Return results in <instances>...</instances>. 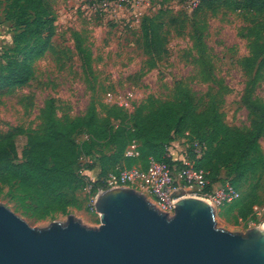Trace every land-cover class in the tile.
Returning a JSON list of instances; mask_svg holds the SVG:
<instances>
[{"label": "rangeland", "instance_id": "rangeland-1", "mask_svg": "<svg viewBox=\"0 0 264 264\" xmlns=\"http://www.w3.org/2000/svg\"><path fill=\"white\" fill-rule=\"evenodd\" d=\"M48 1L56 17L51 39L53 50L33 62L34 76L26 85L0 89V135L18 131L15 136L18 153L25 145L26 135L41 129V112L49 98L54 99L56 116L65 120L83 116L91 103L99 117L111 105L131 113L138 106L174 101L179 89L185 88L199 109L213 98L224 121L240 129L248 128L250 121L243 103L245 91L250 90L252 98L264 102V72L257 73L256 69L247 72L241 64L249 53L248 39L264 35V15L236 8L238 0H211L194 10L183 0H150L138 18L125 8L105 15L92 13L85 8L87 0ZM5 4L6 0H0V69L7 55L19 57L18 50L12 51L16 27L5 19ZM150 22L158 26L161 46L156 51L148 50L145 45L142 28ZM77 44L89 51L90 71L81 62ZM194 139L188 132L176 137L173 154L168 158L174 161L186 154L192 161L190 146ZM259 142L264 154V134ZM98 149L108 151L106 147ZM97 157L99 152L94 151L86 157V162L95 163ZM135 165L142 167L140 162ZM84 169L89 183L75 191L76 205L65 213L34 220L20 210L15 211V204L2 194L0 202L32 227L65 221L68 214L96 227L100 221L93 206L96 191L91 190V182L100 172L99 164ZM233 177L226 168L217 174L221 181ZM236 186L239 197L254 189L253 208L257 206L258 210L242 220L235 211H229L233 201L224 204L215 210L217 226L232 232L261 226L264 176L258 182L248 177Z\"/></svg>", "mask_w": 264, "mask_h": 264}, {"label": "trees", "instance_id": "trees-1", "mask_svg": "<svg viewBox=\"0 0 264 264\" xmlns=\"http://www.w3.org/2000/svg\"><path fill=\"white\" fill-rule=\"evenodd\" d=\"M235 4L236 8L264 15V0H238ZM4 12L5 19L16 27L12 51L18 50L19 57L7 55L0 69V89L21 87L33 78V62L54 48L51 39L56 20L48 0H6ZM142 29L146 48L156 51L161 46L158 26L150 22ZM248 47L249 53L241 60L243 69L264 72V35L248 39ZM76 50L83 66L90 71L89 51L81 44H77ZM243 103L250 117L246 129L227 124L213 98L199 109L185 88L179 89L174 101L138 106L131 113L111 105L99 117L91 103L83 116L65 120L56 116L54 99L49 98L41 112V129L26 135L20 153L15 143L18 131L0 135V195L15 204V211L20 210L34 220L65 213L76 205L75 191L89 183L80 172L81 158L99 152L95 161L99 164L98 177L137 162L146 168L149 157L172 164L165 156V145L185 132L205 145L202 156L192 155V161L196 168L208 172L211 183L221 181L217 174L223 168L233 174L229 181L236 189L239 181L248 177L258 182L264 176V154L259 142L264 134V102L252 98L247 90ZM132 141L137 143L136 157L125 155ZM102 147L108 151L98 149ZM95 163L89 160L83 167L92 169ZM98 187V182H91L93 192ZM255 203L251 189L248 195L234 200L229 211L246 220Z\"/></svg>", "mask_w": 264, "mask_h": 264}, {"label": "water", "instance_id": "water-1", "mask_svg": "<svg viewBox=\"0 0 264 264\" xmlns=\"http://www.w3.org/2000/svg\"><path fill=\"white\" fill-rule=\"evenodd\" d=\"M173 215L128 187L99 191V225L73 214L32 227L0 202V264H264V230L217 226L215 209L174 191Z\"/></svg>", "mask_w": 264, "mask_h": 264}, {"label": "built area", "instance_id": "built-area-1", "mask_svg": "<svg viewBox=\"0 0 264 264\" xmlns=\"http://www.w3.org/2000/svg\"><path fill=\"white\" fill-rule=\"evenodd\" d=\"M203 1L183 0L190 10L198 8ZM149 4L150 0H87L85 8L92 13L101 15L110 14L116 11L117 8H125L138 18L141 10ZM174 145V140L165 145V156H172ZM190 147L195 158L201 157L205 149V145L197 139L191 142ZM136 148L137 143L132 141L127 147L125 155L138 156ZM81 161L80 172L86 175L87 170L83 167L86 159L81 158ZM171 161L172 164H169L149 157L146 168L136 165L116 167L115 170L96 177L95 181L99 184L96 194L101 190L114 187L132 188L142 193L157 209L169 215H173L174 212L176 199L171 196L174 191L182 190L185 195L200 197L208 201L215 210L239 198V191L229 181L211 183L207 177L208 172L196 168L193 161L189 160L186 154L181 155L177 160L173 161L172 159ZM176 165H178L177 168H175ZM96 194L94 195L96 196ZM95 196L93 197V203ZM253 210L257 211V206Z\"/></svg>", "mask_w": 264, "mask_h": 264}, {"label": "bare ground", "instance_id": "bare-ground-1", "mask_svg": "<svg viewBox=\"0 0 264 264\" xmlns=\"http://www.w3.org/2000/svg\"><path fill=\"white\" fill-rule=\"evenodd\" d=\"M261 226H259L262 230H264V222H262L261 224H260Z\"/></svg>", "mask_w": 264, "mask_h": 264}]
</instances>
